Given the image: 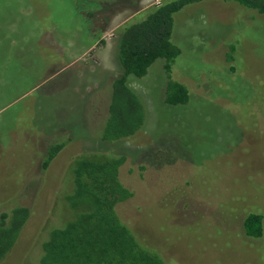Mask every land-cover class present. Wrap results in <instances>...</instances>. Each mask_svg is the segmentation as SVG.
I'll use <instances>...</instances> for the list:
<instances>
[{
  "label": "rangeland",
  "instance_id": "rangeland-1",
  "mask_svg": "<svg viewBox=\"0 0 264 264\" xmlns=\"http://www.w3.org/2000/svg\"><path fill=\"white\" fill-rule=\"evenodd\" d=\"M162 1L0 0V215L31 210L0 264H40L72 215L75 158L96 153L125 158L132 197L116 212L167 264H264L263 15L220 0L175 15L169 76L158 59L127 81L144 124L102 140L123 73L119 29ZM168 79L186 105L165 103ZM51 144L63 149L44 169ZM250 214L263 217L259 238L245 233Z\"/></svg>",
  "mask_w": 264,
  "mask_h": 264
},
{
  "label": "trees",
  "instance_id": "trees-1",
  "mask_svg": "<svg viewBox=\"0 0 264 264\" xmlns=\"http://www.w3.org/2000/svg\"><path fill=\"white\" fill-rule=\"evenodd\" d=\"M204 1L213 0H164L119 29V61L123 73L114 81L103 141L126 139L142 127L144 108L129 88L128 78L145 77L158 59L166 61L165 71L169 76L175 59L181 54L172 42L175 15L189 5ZM220 1L239 4L264 16V0ZM168 80L165 103L186 105L187 88ZM62 149L60 144H51L43 161L44 169L49 168ZM124 161L122 156L98 153L75 158L73 187L68 197L72 215L63 227L49 231L42 245L40 264H167L157 252L138 241L116 212L119 203L132 197L120 181L119 169ZM30 216L31 210L22 206L0 215V263L14 248ZM244 229L250 237H261L262 215H248Z\"/></svg>",
  "mask_w": 264,
  "mask_h": 264
},
{
  "label": "crops",
  "instance_id": "crops-1",
  "mask_svg": "<svg viewBox=\"0 0 264 264\" xmlns=\"http://www.w3.org/2000/svg\"><path fill=\"white\" fill-rule=\"evenodd\" d=\"M91 48L89 47L87 50H90Z\"/></svg>",
  "mask_w": 264,
  "mask_h": 264
}]
</instances>
